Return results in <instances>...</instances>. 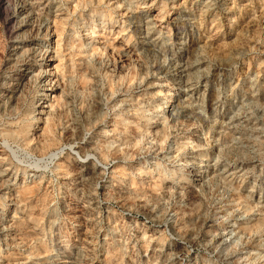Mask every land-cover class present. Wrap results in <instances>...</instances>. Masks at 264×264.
Wrapping results in <instances>:
<instances>
[{"label": "rangeland", "instance_id": "obj_1", "mask_svg": "<svg viewBox=\"0 0 264 264\" xmlns=\"http://www.w3.org/2000/svg\"><path fill=\"white\" fill-rule=\"evenodd\" d=\"M0 264H264V0H0Z\"/></svg>", "mask_w": 264, "mask_h": 264}, {"label": "bare ground", "instance_id": "obj_2", "mask_svg": "<svg viewBox=\"0 0 264 264\" xmlns=\"http://www.w3.org/2000/svg\"><path fill=\"white\" fill-rule=\"evenodd\" d=\"M83 72H84V71H83ZM81 73H82V72H81ZM82 79H83V80H82V83H83V82H84V78H82ZM132 130H133V129H132ZM23 190H24V189H23ZM22 192H23V191H22ZM22 192H21V193H19V196H20V197H22V196H23V193H22ZM25 192L27 193V191H25ZM25 192H24V193H25ZM26 193H25V195H26ZM29 194H30V193H29Z\"/></svg>", "mask_w": 264, "mask_h": 264}]
</instances>
